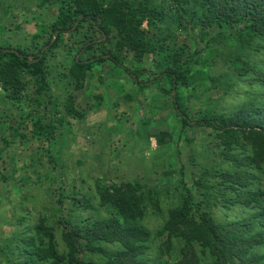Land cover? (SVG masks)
<instances>
[{"label":"trees","instance_id":"trees-1","mask_svg":"<svg viewBox=\"0 0 264 264\" xmlns=\"http://www.w3.org/2000/svg\"><path fill=\"white\" fill-rule=\"evenodd\" d=\"M169 1L38 0V5L55 6L51 33L38 48L0 45V88L4 97L15 98L26 86L23 77L29 76L34 88L33 107L44 108L43 115L32 119L33 135L52 140L56 124L63 119L48 106L51 99L46 62L60 49L75 48L66 73L74 88H81L85 74L107 61L130 74L141 89L160 85L165 94L171 95L180 118V131L209 128L216 139L211 151H217L229 168L200 165L191 184L180 181L181 199L168 208L162 227L154 233L142 221L147 202L158 194L156 185H143L138 180L111 185L97 181V206L86 195L75 194L71 204L81 215L59 220L64 225L65 249L58 250L55 227L40 217L33 226L34 234L22 238L26 243L22 249L26 253L23 264H165L159 261L162 254L173 257L172 264H203V255L211 259L209 264H264V251L260 250L264 247V189L257 182L259 177L248 170L264 166V93L250 95L229 112L206 104L198 117L190 115L189 97L184 94L193 83L209 78L210 66L200 57L220 36L229 34L240 46L251 45L255 38L264 40V0ZM144 22L153 34L147 33ZM188 25L198 33L201 46L192 39L190 44H170L166 28L182 30ZM84 28V34L98 32L99 38L92 35L85 36L83 44L69 42L67 33ZM111 39L113 45L109 46ZM124 48L132 52L130 62H141L145 53H159L155 75L141 79L142 69L126 64L127 58L121 53ZM226 64L238 76L252 72L254 81L264 85V71L239 53L228 57ZM64 107L68 114L84 117L74 107L73 94L66 95ZM246 146L249 152L243 156L231 152L239 147L247 150ZM211 178L216 180L211 182ZM59 194L57 209L61 210L66 196L61 191ZM217 205L239 208L243 215L218 221L213 215ZM86 211L91 213L85 215ZM156 236L162 240L159 255L155 256L151 245ZM106 244L118 247L111 250ZM81 247L100 253L103 258L95 261L82 257Z\"/></svg>","mask_w":264,"mask_h":264},{"label":"rangeland","instance_id":"rangeland-1","mask_svg":"<svg viewBox=\"0 0 264 264\" xmlns=\"http://www.w3.org/2000/svg\"><path fill=\"white\" fill-rule=\"evenodd\" d=\"M54 16L52 3L0 0V45L40 47L51 33ZM143 26L148 34H153L146 22ZM189 27L182 30L167 27L169 43L190 44L192 39L200 47L198 33ZM84 31L85 28L66 36L69 42L80 44L85 36H100L98 32L84 34ZM250 44L240 46L233 36L225 34L202 53L201 61L210 66L209 78L193 83L184 92L189 97L191 116L198 117L206 104L217 111L229 112L250 95L264 93V85L254 81L252 72L238 76L225 65L228 57L239 53L264 71V40L255 38ZM70 50L60 49L46 62L51 99L48 106L63 119L56 124L52 140L33 135L32 119L43 115L44 108L33 107L34 88L30 77H23L26 86L15 98L4 97L0 88V264H23L26 253L22 249L26 243L22 238L34 234L33 226L40 217L55 227L56 245L63 251L64 225L59 220L80 214L71 204L75 194L86 195L97 206V181L111 185L138 180L143 185H156L158 194H153L147 202L142 221L154 233L162 227L168 208L179 203L180 181L191 184L200 165L229 168L217 151H211L216 139L210 135L209 128L180 131V118L171 95L165 94L160 85L141 89L130 74L107 61L89 70L83 86L74 88L72 78L66 75L75 48ZM121 53L127 58L128 66L142 69L141 79L152 78L157 72L159 53H145L141 62L129 61L132 55L129 48ZM164 88L168 89V85L164 84ZM68 93L73 94L74 107L83 118L66 112L64 102ZM48 110L45 109L46 115ZM246 148L248 151L239 147L231 152L243 156L249 152ZM248 170L259 177L257 182L264 189V166H252ZM60 191L66 196L61 210L57 209ZM90 213L86 211L85 215ZM100 213L105 215L104 210ZM213 215L218 221H226L239 219L243 214L239 208L217 205ZM161 240L154 237L152 255H159ZM177 245L175 241L174 249ZM105 246L111 250L118 247L116 244ZM260 250L263 252L264 247ZM172 252L175 254V250ZM80 255L95 261L103 258L100 253L85 251L83 247ZM203 257V264L211 262L207 255ZM173 260L167 254L159 259L165 264H172Z\"/></svg>","mask_w":264,"mask_h":264},{"label":"water","instance_id":"water-1","mask_svg":"<svg viewBox=\"0 0 264 264\" xmlns=\"http://www.w3.org/2000/svg\"><path fill=\"white\" fill-rule=\"evenodd\" d=\"M55 37V35L53 36V38Z\"/></svg>","mask_w":264,"mask_h":264}]
</instances>
